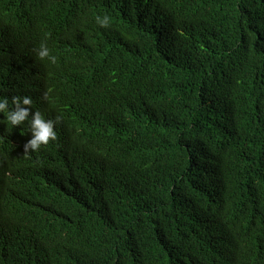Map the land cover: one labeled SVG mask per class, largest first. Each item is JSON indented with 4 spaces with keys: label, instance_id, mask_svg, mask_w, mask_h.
Masks as SVG:
<instances>
[{
    "label": "trees",
    "instance_id": "trees-1",
    "mask_svg": "<svg viewBox=\"0 0 264 264\" xmlns=\"http://www.w3.org/2000/svg\"><path fill=\"white\" fill-rule=\"evenodd\" d=\"M128 2L0 0L23 15L0 17L10 108L24 93L42 108L58 99L64 76L38 52L66 29L82 53L70 67L99 87L89 106L61 109L93 173L82 202L56 209L51 248L6 242L12 216L44 206L16 199L23 182L8 173L26 137L0 114V264H233L231 232L236 264H264V0Z\"/></svg>",
    "mask_w": 264,
    "mask_h": 264
},
{
    "label": "clouds",
    "instance_id": "clouds-1",
    "mask_svg": "<svg viewBox=\"0 0 264 264\" xmlns=\"http://www.w3.org/2000/svg\"><path fill=\"white\" fill-rule=\"evenodd\" d=\"M123 1L129 3L128 0ZM30 5L31 3H28V6ZM151 11L159 13L154 4ZM0 17L15 26L23 15L17 19L11 8L0 4ZM95 19L101 27L110 24L108 15L96 16ZM42 24L50 27L54 20L50 17L43 18ZM66 32L68 29L60 33L58 39H53L47 45L41 44L38 52L39 58L46 60L51 68L56 70L53 75L60 71L64 76L58 99L42 108L40 102L31 94L24 93L25 95L11 98L14 107L10 108L9 99L0 98V114H3L9 125L21 129L26 137L24 142L17 143L16 172L13 175L8 173V176L13 178V186L23 182L17 191L16 199L21 204L28 205L39 201L44 206L42 214L35 220H31L25 214L11 217L6 242L23 251L40 244L51 248L50 220L56 214V209L61 211L71 200L75 203L82 202L76 193L81 190L87 191L93 173L92 168L84 166L79 156L69 150V143L74 138L73 128L62 117L61 109H82L89 106L99 87L95 86L97 81L94 76H87L70 67L69 60L77 58L82 53L73 46L71 48L65 46L68 45L63 35ZM102 128L103 132H106L109 125ZM100 184L101 182L97 187ZM110 186L109 183L103 184L104 189ZM43 192H46L45 199L42 196ZM226 237L228 252L223 258L229 257L231 262L236 264L235 233L231 232ZM139 251H142V245L137 247L136 252Z\"/></svg>",
    "mask_w": 264,
    "mask_h": 264
}]
</instances>
